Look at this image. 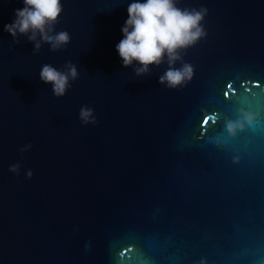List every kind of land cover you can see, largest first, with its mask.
I'll return each mask as SVG.
<instances>
[{
	"label": "water",
	"instance_id": "water-1",
	"mask_svg": "<svg viewBox=\"0 0 264 264\" xmlns=\"http://www.w3.org/2000/svg\"><path fill=\"white\" fill-rule=\"evenodd\" d=\"M130 2L61 0L70 42L33 54L0 0V264H264V0H179L207 14L177 89L122 67ZM69 61L55 97L39 71Z\"/></svg>",
	"mask_w": 264,
	"mask_h": 264
},
{
	"label": "clouds",
	"instance_id": "clouds-1",
	"mask_svg": "<svg viewBox=\"0 0 264 264\" xmlns=\"http://www.w3.org/2000/svg\"><path fill=\"white\" fill-rule=\"evenodd\" d=\"M22 4V8L14 10V20L3 25L13 44H19V37L24 36L33 44V54H36L43 44L49 45L50 51H57L70 42L67 31H55L63 11L61 0H22ZM178 4L179 0H131L121 28L123 38L115 45L122 67H132L136 77L148 75L152 67L166 64L157 83L168 89L181 88L192 79L193 66L183 62L182 54L206 35L202 22L207 9L181 8ZM78 75L76 65L70 61L63 70L44 64L39 71L40 81L51 85L55 97L64 96L70 81H75ZM79 119L83 124L96 123L93 109L87 106L81 107ZM246 119L251 122L250 116ZM238 126L230 122L227 130L232 133ZM29 147L25 146L21 152ZM19 167V164L12 165L9 171L18 173ZM31 175L28 171L27 176Z\"/></svg>",
	"mask_w": 264,
	"mask_h": 264
}]
</instances>
